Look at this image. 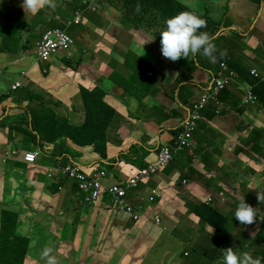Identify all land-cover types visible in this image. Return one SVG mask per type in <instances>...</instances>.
<instances>
[{
    "label": "crops",
    "instance_id": "obj_1",
    "mask_svg": "<svg viewBox=\"0 0 264 264\" xmlns=\"http://www.w3.org/2000/svg\"><path fill=\"white\" fill-rule=\"evenodd\" d=\"M58 1L54 9L45 7L37 14L25 11L22 4L0 13L4 254L15 252L20 264H45L41 253L46 247L57 264H223L217 261L224 251L218 245L225 248L227 241L226 246L251 249L260 244L252 238L264 229V202L257 199V192L264 191V150H258L264 130L259 137L255 131L260 128H254L250 118L259 125L255 116L264 111L242 105L238 74L214 75L202 54L176 62L165 58L159 33L166 20L185 7L207 21L199 31L215 36L226 58L264 73V0H137L140 12L131 2L127 11L119 9V0H102L99 9L84 11L71 33L73 45H83V51L72 47L46 61L38 58L36 49L42 33L73 26H66L74 15L71 1L88 7L87 0ZM149 8L160 16L148 14ZM89 12L101 14V21L95 24ZM113 15L119 24L107 21ZM254 41L255 53L248 52L246 43ZM218 78L234 83L208 101L191 145L175 151L168 164L127 190L124 201L133 212L116 208L109 195L95 206L89 204L78 182L63 173L68 163L76 162L89 173L104 172L109 185L128 179L156 160L161 145L174 144L188 109L213 90ZM16 79L22 86L14 89ZM95 88L101 90L95 96L103 94L102 101L115 112L112 117L104 113L89 129L82 123L87 120V95ZM42 110L55 121L46 125L37 117ZM65 120L85 138L54 137L53 127ZM27 151L37 152L35 162L22 159ZM244 166L250 169L246 182L238 170ZM50 170L55 172L49 176ZM154 189L160 195L150 200ZM242 199L257 209L252 225L234 220ZM4 211L17 214L9 239L2 236L8 229L2 228ZM227 228V234H217Z\"/></svg>",
    "mask_w": 264,
    "mask_h": 264
},
{
    "label": "clouds",
    "instance_id": "obj_2",
    "mask_svg": "<svg viewBox=\"0 0 264 264\" xmlns=\"http://www.w3.org/2000/svg\"><path fill=\"white\" fill-rule=\"evenodd\" d=\"M55 6L54 0H23L22 3L23 9L25 11H30L32 14H37L45 7L55 8ZM140 10L141 6L137 4L135 11L140 12ZM206 26L207 21L193 11H181L168 18L166 20V27L159 33L162 55L165 58L176 62L182 57L188 58L190 55L196 56L200 53L210 61L215 62L217 59L216 53L218 52L217 45L214 43L215 38L206 31H199ZM226 54V51L219 52L220 56H226ZM253 69L256 68L252 67L250 72L253 76L257 77L256 83H264L263 73L258 69L253 72ZM234 75H237V73ZM233 83L227 84L224 88H222L221 92L229 88ZM239 84L243 90L242 105L244 104L247 107L257 105L264 111V105L260 101L258 94L254 91L255 84L249 82L245 83L241 80L239 81ZM250 120L253 123L254 128L257 127L264 130V114H258L255 116L256 122L260 123L259 125H256L253 122L254 119L250 118ZM25 153L22 154L23 160ZM257 199L260 202H264V191L257 192ZM115 207L118 208L117 206ZM234 216L241 225H252L255 223L257 218V209L253 208L250 204L246 203L244 199H242L235 209ZM51 252V248L46 247L43 249L41 258L45 259V264H57V260L55 256L51 255ZM223 264H261V259L254 258L248 252L238 254L231 247H228L223 251Z\"/></svg>",
    "mask_w": 264,
    "mask_h": 264
},
{
    "label": "built area",
    "instance_id": "obj_3",
    "mask_svg": "<svg viewBox=\"0 0 264 264\" xmlns=\"http://www.w3.org/2000/svg\"><path fill=\"white\" fill-rule=\"evenodd\" d=\"M80 18L81 16L79 17L77 15L75 20L78 21ZM46 32L49 34H44L43 38L38 42V58L48 60L60 51H67L70 49L72 38L64 29L53 28ZM255 71L257 70L253 69V72ZM227 84H229L228 78H218L213 90L204 93L200 101L188 109L186 119L182 123L183 128L176 134L174 144L161 145L157 152L156 160L149 162L146 166L138 168L128 179L109 185L104 181V172L95 171L89 173L81 164L76 162L68 163V165L63 168V173L78 182L80 188L85 191V198L89 204L95 206L102 199L103 195H109L115 206L123 211L133 212L132 207L124 201L127 190L132 187H137L144 178L152 173H156L160 168L168 164L173 159L175 151L191 145L193 139L192 134L198 121L203 117V109L208 101L215 98L217 93ZM21 85L22 83L17 81L13 84V88L20 87ZM36 158V151H28L24 154V160L27 162H34ZM54 172L55 170H50L48 175L50 176ZM159 195L158 190L154 189L153 194L150 195L149 198L153 200L155 196ZM134 218H138V215L134 214ZM156 220H159V218L156 217Z\"/></svg>",
    "mask_w": 264,
    "mask_h": 264
},
{
    "label": "trees",
    "instance_id": "obj_4",
    "mask_svg": "<svg viewBox=\"0 0 264 264\" xmlns=\"http://www.w3.org/2000/svg\"><path fill=\"white\" fill-rule=\"evenodd\" d=\"M71 6H72V12H74V14H75L76 10L85 9V7H86L84 4H79V5L74 6V4H72V1H71ZM71 38H72V43H74V38L72 37V35H71ZM214 43L216 44L215 41H214ZM217 49H218V52L216 53V55H217V61L218 62L217 63L212 62V61L208 62L207 66L209 67L210 71L213 72L214 75L222 74V70L219 67V62H220V60L226 61V63L228 64V66L230 68H233L236 70V72H237V74L240 77L242 82H245V83L249 82V83L255 84L254 91H255V93L258 94L260 101L264 105V83H261V82L256 83L257 77H255L251 74L250 67L247 64H246L247 65V67H246L242 63L236 61L234 58H226V56H220L219 55L220 50H219L218 46H217ZM98 91H101V90L99 88H95L92 93H88L87 97H88V100L90 102L89 104H88V100L86 98V107H88V114H87L88 117L87 116L85 117V118H87V120L85 119V121L82 124L86 128H89V129H94L93 124L100 123L101 117L104 115V113L108 112L107 114L111 115L112 114L111 111L115 112V109L110 104H106L102 101L103 94H101L99 96H95V94ZM220 97H221L220 98L221 101L225 100L222 98L221 95H220ZM37 117H39L43 122H45L46 125L55 121V117L52 116V114L44 112L43 110L41 112H38ZM111 117H112V115H111ZM45 123H44V126H45ZM107 125H108V123L106 124V126ZM58 127H60V128L58 129ZM58 127H53V131H54V128H57L56 132L54 133V137H56L55 135H58V134H63V135L68 134L70 137H72V139H74L75 141H78L77 137H79L80 134H79L76 126L69 125L67 120H65L64 124L63 123L59 124ZM81 137L85 138L84 136H81ZM80 141H81V139H80ZM93 143H95V142H93ZM100 153L102 154L103 157H105V158L108 157L106 150H102V151H100ZM204 206H206V205H204ZM207 207H209V206H207ZM9 216H12V219ZM1 217H2V228H8V229H6V231H5V229L3 230L2 236L6 235V239H9L12 237V234H13V232H11L9 230V228H10L9 226L11 225L15 228L16 223H17V214L13 213V212L4 211L3 214L1 215ZM217 227L220 228V225L217 224ZM262 231L259 232L255 238H252V240H256L257 242L258 241L264 242V234H262ZM248 246H250V245H248ZM4 247L5 246H2V248L0 247V264H20L19 259L17 257H15L16 256L15 252H12L8 256H6L4 254V252H3ZM254 253H255V251H254ZM254 253L252 254V256H254ZM219 257H222V253L219 254ZM262 257L264 259V249L262 250Z\"/></svg>",
    "mask_w": 264,
    "mask_h": 264
},
{
    "label": "rangeland",
    "instance_id": "obj_5",
    "mask_svg": "<svg viewBox=\"0 0 264 264\" xmlns=\"http://www.w3.org/2000/svg\"><path fill=\"white\" fill-rule=\"evenodd\" d=\"M60 1V0H59ZM58 1V2H59ZM113 1H115V0H112V2ZM137 0H119V3H120V6H119V9H127V11H129V5H131V3H132V5H133V7H134V9L136 8V2ZM149 1V0H148ZM148 1H146V3L148 2ZM131 2V3H130ZM101 3H102V0H87V5H88V7L86 6L85 7V9H78V10H76L75 11V14L72 16V14L71 15H69L67 18H70L71 16H72V18L67 22V24H66V26L68 27L70 24H73V26L71 27V28H69L68 29V31H67V29L66 28H63V27H57V28H61V29H64L69 35H70V37H71V33H72V31L73 30H75V28H77L78 27V25H76V23H79L80 21H82V17H83V13L85 14V10H87V9H92V10H97V9H99V7L101 6ZM13 4L14 5H11V1H8V0H0V13L2 12V11H8L9 10V7L8 6H14V7H17V8H19L20 6H21V0H13ZM108 4V3H107ZM256 5H258V3H255ZM59 5H61V4H59ZM58 5V6H59ZM108 5H110V4H108ZM252 6L253 7H256L254 4H252ZM56 7V6H55ZM54 9V8H53ZM184 9H185V11H186V8L184 7ZM182 11H183V8H182ZM192 11V10H191ZM229 11V10H228ZM100 13H104V10H102ZM151 13H156L157 14V16H160V14H159V12H158V10H155V9H153V8H149V13L148 14H151ZM88 14H90V15H88V17L89 18H92V21L95 23V24H97L99 21H101V19H100V17H101V14H97V13H93V14H91L90 12L88 13ZM77 15L80 17L81 16V18L78 20V21H76L75 20V18L77 17ZM127 15V17L129 16V13H127L126 14ZM113 17V18H112ZM112 17H110V19L108 20L107 19V21H109V22H111L113 25H117V24H119V20H118V18H116V16L115 15H113ZM106 18V17H105ZM53 29V28H52ZM47 30H49V29H47ZM47 30H45L43 33H42V35H41V38L39 39V41L43 38V36H44V34L45 35H48L49 33L48 32H46ZM215 37V36H214ZM38 41V42H39ZM77 43V42H76ZM110 44V43H109ZM72 47L73 48H75L77 51H79V52H82L83 51V45H76V44H74L73 45V43H71V47H70V49L69 50H71L72 49ZM255 47H256V44H255V41L253 42V44L251 45V44H249V43H246V48H247V50H248V52H252L253 53V50H254V53H255ZM36 49H38V43H37V46H36ZM118 50H119V56H122L123 57V52H121L122 51V49L120 48V47H118ZM262 51V50H261ZM64 51H60L59 53H57V54H60V53H63ZM93 52V51H92ZM101 53H104L103 52V50L101 51ZM57 54H55V55H57ZM262 54L264 55V50L262 51ZM250 58H252V54H251V56H250ZM103 59L104 60H106V54H105V56L103 57ZM112 59H114V60H118V58L115 56V55H113V58ZM252 62L253 63H255L254 62V60H252ZM200 63V65H202L203 63L200 61L199 62ZM219 67L221 68V70H222V74L224 75V74H227L228 76H231V75H234L235 73H236V70L235 69H233V68H230L229 66H228V64L226 63V61H224V60H220V62H219ZM25 74V71L24 72H22V75H24ZM263 75H264V73H263ZM17 81H20L21 82V79H16L15 81H14V83L13 84H15ZM22 83V82H21ZM13 84H12V88H13ZM22 86V85H21ZM15 89V88H14ZM178 115V114H177ZM178 118H179V115H178ZM178 118L176 119V120H178ZM256 132V134L260 137L261 136V129H258L257 131H255ZM247 150V149H246ZM258 150L259 151H261V150H264V144L263 145H260L259 147H258ZM75 154H80V152L79 151H75L74 152ZM246 153H250V152H247L246 151ZM261 154H263V152L261 153ZM78 162H80V161H78ZM81 163V162H80ZM234 164V163H233ZM238 170L239 171H241L242 172V176H243V179H244V181L246 182V178H247V174H248V172H249V167H242V168H239L238 167ZM208 180H211L210 178H208L207 179V181ZM245 185V184H244ZM262 189L264 190V183H263V185H262ZM234 220L236 221V222H238L239 223V221L236 219V218H234ZM260 221H264V218H262V219H260ZM202 225H204V222H202ZM261 225H262V223H261ZM264 228V227H263ZM221 231V232H220ZM227 232H228V228L227 229H225V230H218V232H217V234L220 236L221 235V233H225V234H227ZM262 234H264V230L262 231ZM223 243V242H222ZM226 244H228V242L226 241L225 243H224V245H225V248H228V247H231L235 252H237L238 254H240V253H243V252H248V253H250L251 255L254 253V251H255V253H254V258H260L261 259V264H264V259L262 258V250L264 249V248H262L263 246H264V242H260V244H257L255 247L254 246H252V248L251 249H242V248H235L233 245H227L226 246ZM218 246H220V248H223V249H225L222 245H218ZM254 247V248H253ZM217 261H219V262H223V255H222V257L221 258H218V260Z\"/></svg>",
    "mask_w": 264,
    "mask_h": 264
}]
</instances>
